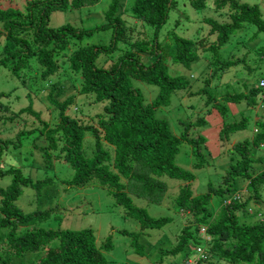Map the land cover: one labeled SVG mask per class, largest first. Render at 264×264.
<instances>
[{
  "label": "trees",
  "instance_id": "obj_1",
  "mask_svg": "<svg viewBox=\"0 0 264 264\" xmlns=\"http://www.w3.org/2000/svg\"><path fill=\"white\" fill-rule=\"evenodd\" d=\"M189 1L197 11L207 7V0ZM99 2L27 0L25 11L0 8V24L4 30L0 31V45L3 39L5 43L0 69H8L30 90L48 83V91L41 89L39 94L48 101V104L44 103L47 110L55 108L58 112L54 120H45L44 113L30 103L13 118H6L4 113L10 108L2 100L10 94L0 92V126L16 122V117L21 115L32 117L40 125L35 130L20 132L15 139H0V161L11 148L18 154L22 153L25 139L32 137L33 146L40 151L47 168L50 169L56 160L73 170V178L62 180V185L69 189L102 188L113 198L115 205L124 208L125 217L139 223L141 231L126 233L134 240L135 252L143 256L145 246L140 239L145 232L164 230L175 222L177 215L193 218L176 237L175 247L162 252L157 263L164 264L167 255L174 258L170 264L186 263L191 259L193 249L198 253L200 248L206 257L197 258L198 264H213V260L223 264H264V216L251 208L263 197L264 151L261 150L264 149V121L255 123L257 130L251 138L233 145L237 159L225 171L222 183L216 188L209 185L206 193L195 195L194 172L211 165L207 158V153L208 157L210 153L204 150L207 139L202 133L207 126L206 117L181 122V135H174L169 122L157 116L160 108L170 106L174 94L192 90L187 78L169 73L164 64L165 57L158 53L162 47L157 41L158 33L179 2L110 0L104 13L105 23L100 26L90 29H80L72 24L50 27L54 12L80 10ZM214 3L217 12L227 9L229 20L228 17L225 21L206 18L210 32L198 40L175 36L172 48L174 62L190 69L200 60L199 52L203 50L211 57L209 66H214L212 78L219 74L222 76L241 64L250 74L254 73L257 68L252 64L264 63V14L261 5L240 0H215ZM128 14L155 30L152 44L133 38L134 30L126 20ZM102 31H111L109 44L83 42L88 36ZM120 45H124L125 50L118 65L107 69L97 67L96 62L101 55H112ZM228 47L232 50L227 51ZM144 53L156 54V61L145 65L140 56ZM34 68L40 71L39 76L31 74ZM61 69L72 72L80 79L81 85L77 93L63 100L57 99L56 95L65 96L64 83H51ZM132 78L156 86L159 89L156 98L151 96L154 90L149 89L147 96L152 101L146 100L142 91L133 85ZM30 79H34L32 84ZM211 80L208 78L209 84L202 89L206 95V90L211 88ZM260 84L239 94L223 95L220 99L256 107L258 96L264 93ZM80 96H84L83 100L88 104L105 106L89 116H79L77 100ZM28 97L32 96L28 94ZM208 98L210 103L217 99L213 95H208ZM209 110L206 115L211 112ZM219 112L226 115L227 109L221 106ZM247 126L246 119L225 125L221 136L229 140L231 134L243 131ZM87 134H91L94 140L91 155L84 151ZM183 145L191 149L194 159L191 170L180 167L176 162ZM231 152L229 150L228 154ZM5 176L13 178L10 184L0 187V264H11L15 258L27 253L40 254L35 264H110L104 251L112 250L111 238L98 247L92 229L38 227V224L51 220L55 209L27 213L16 203L25 189L41 194L43 189L55 183L54 179L34 180L21 168L15 167L0 168V178ZM167 179L177 181L169 183L178 185L174 203L169 206L172 216L153 217L147 208L135 204L133 197L146 198L162 207L165 195H170L167 193L171 185L167 184ZM238 180L247 184L245 192L241 190L242 185L235 188ZM214 196L220 198L219 208L209 211ZM200 232L208 239H200Z\"/></svg>",
  "mask_w": 264,
  "mask_h": 264
},
{
  "label": "rangeland",
  "instance_id": "obj_2",
  "mask_svg": "<svg viewBox=\"0 0 264 264\" xmlns=\"http://www.w3.org/2000/svg\"><path fill=\"white\" fill-rule=\"evenodd\" d=\"M134 2V0H128ZM243 3L260 4L264 14V0H240ZM27 0H0V8H14L25 11ZM179 5L174 8L169 16L166 25L159 31L157 41L162 45L158 53L162 54L164 64L172 76H180L187 78L190 81L192 90L190 92H178L172 96L171 104L168 107L160 108L157 111V116L166 119L174 135H181V122H193L198 118L205 116L207 126L202 130L203 135L207 139V145L204 150L209 151L210 156L207 158L211 160V165L205 167L200 171H195L196 180L193 182V191L195 195L204 194L208 191L209 185L215 188L223 181L225 171L229 170L232 163L236 162L237 154L233 147L230 149V154L227 153V144L235 145L239 141L251 138L256 133L257 127L255 123L264 121V93L258 96L256 107H247L246 103L234 104L225 99H220L223 95L239 94L247 89L256 87L259 82L264 80V63L252 64L256 69L254 73L250 74L244 65H237L231 70L226 71L224 75H217V78H212L214 73V66H209L211 57L209 54L200 50V60L196 61L190 69L174 62V52L172 50L174 45V37L180 36L189 38L191 40H198L201 37L207 36L210 32L209 26L205 23L206 18H214L219 21L229 20V13L227 9L217 12L215 9V0H207V7L202 11L195 10L189 0H178ZM110 0H100L95 6L86 7L83 9H73L68 12H54L50 18V27L57 28L66 24L75 25L80 29H90L100 26L105 23L104 13L108 8ZM128 25L133 28V38L135 40H144L152 44L155 38V30L136 21L129 14L126 16ZM3 28L0 24V31ZM4 31V30H3ZM111 38V31H102L92 36H88L83 42L89 44H109ZM0 45V60L3 57L5 50L4 39ZM125 46L120 45L119 49L112 55H101L96 62L99 68H111L118 65L121 56L124 54ZM232 50L228 47L227 51ZM167 54V55H166ZM227 57V53H223ZM141 60L145 65H149L156 61V54H141ZM66 63V67H67ZM259 66H261L259 68ZM39 70L34 68L32 75L39 76ZM212 79L211 88L206 92L202 91L209 82L207 79ZM53 80V81H52ZM79 78L72 72H65L61 69L57 77L51 79V83L61 82L66 86V94L62 96L56 95V98L63 100L66 96L77 93L81 88L79 85ZM34 79H30V84ZM133 85L142 91L146 100L152 101L148 98L147 91H152V98H156L159 89L156 86L138 81L132 78ZM246 84V85H245ZM38 89L30 90L25 88L19 79L15 78L8 69H0V92L10 94L7 98L2 100L3 103L9 104L10 111L5 112L6 118L16 116L20 110L27 108L30 103H33L37 111L44 113V119L51 121L58 116L55 108L50 111L46 109L45 104H48L46 98L39 94L41 89L48 91L49 84H40ZM264 88V87H263ZM39 90V91H38ZM28 94L32 97H28ZM180 95V96H179ZM208 95L216 97L217 101L209 102ZM85 97L80 96L77 100L78 115L89 116L90 113L96 110H102L105 104H88L84 101ZM45 103V104H44ZM227 109V114L223 115L219 112L221 106ZM211 110L206 115L207 110ZM209 110V111H210ZM49 111L51 113H49ZM246 119L248 126L245 130L231 134L229 140L222 138L221 133L225 125L240 122ZM16 122L8 123L0 126V139H15L16 136L26 130H33L40 128L38 121L36 122L32 117L26 115L17 116ZM36 135V134H35ZM93 140L91 134H87L84 141V151L91 155L94 148L91 144ZM261 151H264L262 149ZM22 153L18 154L16 149L11 148L4 159L0 161V168L10 169L12 167L21 168L24 174L31 176L34 180H42L45 178H52L55 183L43 189L41 194L32 189H25L23 196L16 203L27 213H32L38 209L53 210L51 220L45 223L38 224V227L45 229H63V230H85L92 229L97 237V246L102 247L106 241L111 238L113 248L110 251H104L106 258L110 264H160L157 261L162 257V252L173 249L176 244V237L180 235L181 229L184 225L191 223L190 216H179L175 218V222L167 226L164 230H149V233H144L141 237L140 243L145 246L144 256L137 254L134 250V240L130 239L126 232H139L141 227L139 223L132 218L125 217L123 207L114 204L113 198L108 192L102 188H82L74 189L68 188L61 184L62 180H71L74 176L73 170L66 166L61 161H53V166L49 169L45 166V159L42 158L40 151L33 146V138H26ZM260 155V153H259ZM258 155V156H259ZM263 155V154H261ZM177 164L186 169L191 170L194 159L191 149L187 145L181 147L180 153L176 158ZM258 168V166H256ZM12 176H5L0 178V187H4L11 183ZM170 191L165 195L162 207L159 204H152L148 199L134 198V202L139 207L147 208L153 217L172 216L170 207L176 198L175 183L172 179H167ZM183 184V183H182ZM242 185V192L246 191V183H235V188H240ZM242 194V193H240ZM263 197L260 203L252 204L253 212H259L264 216V188L262 191ZM247 194L244 198H246ZM168 196V197H167ZM220 198L214 196L209 206V211L219 208ZM191 219V220H190ZM264 220V219H263ZM199 238L207 240L208 237L199 233ZM40 257L39 253H27L21 258H15L11 264H35V260ZM199 257L195 248L191 253V259L181 264H198L196 262ZM174 258L167 255L164 264L172 263ZM213 264L218 263L213 260ZM205 264V263H203ZM227 264V263H225Z\"/></svg>",
  "mask_w": 264,
  "mask_h": 264
},
{
  "label": "built area",
  "instance_id": "obj_3",
  "mask_svg": "<svg viewBox=\"0 0 264 264\" xmlns=\"http://www.w3.org/2000/svg\"><path fill=\"white\" fill-rule=\"evenodd\" d=\"M261 87L263 88L264 87V80H262L261 81ZM198 255H199V257L198 258H205L206 256H205V252H204V250H202V249H198Z\"/></svg>",
  "mask_w": 264,
  "mask_h": 264
},
{
  "label": "water",
  "instance_id": "obj_4",
  "mask_svg": "<svg viewBox=\"0 0 264 264\" xmlns=\"http://www.w3.org/2000/svg\"><path fill=\"white\" fill-rule=\"evenodd\" d=\"M228 146H227V153L229 152V150L233 147V145H229V144H227Z\"/></svg>",
  "mask_w": 264,
  "mask_h": 264
}]
</instances>
